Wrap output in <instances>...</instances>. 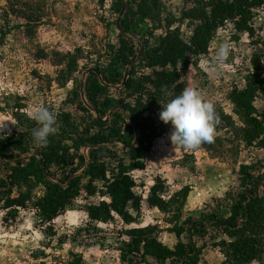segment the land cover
<instances>
[{"label":"rangeland","instance_id":"obj_1","mask_svg":"<svg viewBox=\"0 0 264 264\" xmlns=\"http://www.w3.org/2000/svg\"><path fill=\"white\" fill-rule=\"evenodd\" d=\"M117 1L0 0V137L10 136L15 139L22 132L32 134L37 122L30 110L46 107L56 119L57 131L50 135V138L60 131L61 113H71L78 130L82 132L84 145L81 154L84 156L85 167L81 166L84 168L80 169L76 176L83 174L94 155H99L108 166H113L119 157H123L127 163L130 161L121 142L130 123L127 114L120 109L115 110L114 107L109 111L97 110L99 105L104 106L108 97L107 92L99 91L100 87H120L123 81L120 76L115 82L111 68L119 66V62L112 60L111 55L118 49L130 53L131 47H134L138 53L141 48L139 39L134 34L136 27L128 28L129 21H133L135 17L133 14L125 18L122 24L120 22L119 26L120 32L124 31L131 39L128 42L124 40L122 44L117 43L119 31L115 23L120 14L113 13ZM144 6L147 7L152 20L148 23L150 28L140 26V31L144 35L147 34V39L152 43H157L159 36L169 31V25H172V30H180L185 40L192 37L196 23L184 20L183 12L194 6V0H147ZM252 25L253 37L248 32H239L233 22L226 23L216 31L209 51L199 58L196 65H191L183 71L180 80L183 88L191 85L205 100L214 103L217 122L213 142L204 143L197 150H185L182 147L174 149L170 141L171 122L166 125L159 119L162 106L174 98L173 92H169L168 100L155 112V118L159 120L158 125L164 134L159 141H154L152 151L146 159L149 170L146 168L132 175L139 188L136 192L141 194L143 199L147 191L143 190V187H151L158 177H162L166 183L163 196L172 199V205L167 211L168 215L160 214L159 218L152 215L146 223L155 221L158 234L159 231L167 233L170 230L185 229L182 238L185 244L192 242L202 246L205 243L208 247L209 252L205 255L207 260L204 259L206 263L208 259L219 263L218 249L213 250L221 241V235L214 228L216 220L229 224L239 223L242 220V196L248 195L249 191L264 196V150L246 142L244 132L248 128L247 119L231 102L230 97L234 91L246 89L247 77L254 72L253 57L264 54V7L254 9ZM111 35L115 38L111 39ZM224 40L231 44L230 55L225 62L219 63L216 61L215 51ZM111 47H114V51ZM262 64L260 72L264 79V58ZM138 68L137 78L142 85L147 86L151 71L144 65ZM93 70L101 71V83H97L94 76L86 83ZM84 84H87L86 89ZM254 106L259 113H264V95L257 96ZM120 114L124 119H120ZM98 119H102L103 123H99ZM97 132L111 135L110 142L102 146L106 149V156H102L104 152L98 150L101 149L99 146L88 144L90 136ZM27 143L32 151L40 148V145L34 142ZM69 144L71 145V142ZM108 151L111 154H107ZM27 157L24 155L22 158ZM75 161V167L79 168L78 163L82 160L77 158ZM248 168L253 178L246 184L244 179ZM5 173V168L1 167L0 174L5 177ZM61 177L63 175L55 177V180H60ZM63 178L66 180L65 176ZM45 179V176L38 174L28 186L14 189L15 196H18L20 191L29 195L30 201L25 211L36 214L37 228L41 225L47 226L40 222L34 206L46 195ZM82 183L85 184L86 180ZM88 201L83 192L67 210L70 211L69 219L73 217L70 219L72 222L68 220L66 225L69 234L59 235L58 231L54 232L56 237L48 236L45 247L56 249L59 244L71 241L80 247L98 244L112 246L113 239L117 240V237L121 238L126 233L123 225L117 224L116 221L113 226L107 228L86 224L83 213ZM23 211L24 209H21L19 212ZM7 213L6 210H0V218L7 217ZM15 222L16 219L1 220L0 232ZM56 226L61 231L64 228L62 222ZM57 227L53 229L56 230ZM84 231H92L93 238L100 234L101 242L84 244ZM160 237L169 246L176 247L178 244L177 241L172 243L166 240L164 235ZM204 237L206 239L203 242ZM126 262L159 264L154 259L148 258L144 261L134 255H127ZM167 264L172 263L169 260ZM254 264H264V260Z\"/></svg>","mask_w":264,"mask_h":264},{"label":"trees","instance_id":"obj_2","mask_svg":"<svg viewBox=\"0 0 264 264\" xmlns=\"http://www.w3.org/2000/svg\"><path fill=\"white\" fill-rule=\"evenodd\" d=\"M146 1H126V9L131 8L136 14L134 22L128 28L136 27L134 34L141 45L140 58L134 64L138 57L134 47H131L130 53L118 49L111 55L112 60L119 62V66L111 68L115 82L120 76L124 78L125 70L130 66L129 76L121 90L101 86L99 91L107 92L108 97L104 106L100 107L98 104L97 108L101 112L119 106L127 114L130 123L121 142L123 151L128 152L129 163L119 157L113 166H108L99 155H94L83 174L76 176L85 167L84 156L81 154L82 132L78 130L69 112L61 113L59 133L51 136L48 143L40 145L36 151H32L27 143H33L32 134L22 132L15 139L10 136L0 137V168H5L6 172L5 177L0 174V210L8 211L4 221L15 220L20 209H27L29 205V195L20 191L15 196L14 189L28 186L32 178L40 174L47 178L44 182L47 192L34 206L41 223L50 224L48 228L52 235L53 222L83 192L89 200L86 211L91 222L109 223L116 215L126 224L135 222L140 216L143 198L135 191L137 184L132 173L146 169V158L152 151L154 141L164 134L158 125L159 120L155 118L156 110L168 100L169 92H173L175 97L183 90L180 83L183 71L196 65L199 58L209 51L219 28L233 22L239 32H248L253 37L254 9L264 7V0H194V6L183 12L184 20L196 23L192 37L185 40L180 30H172V25H169V31L159 36L157 43H152L147 39V34L140 31L143 26L149 27L148 23L152 20L144 6ZM124 2H116L114 14L121 13ZM124 21L123 18L121 24ZM117 29L119 37H123L118 27ZM112 48L114 51V47ZM263 58L264 54L253 57L254 72L247 77L246 89L234 91L230 96L231 102L247 119L248 128L244 132L246 142L261 150H264V113L258 112L254 102L259 94L264 95V79L260 72ZM141 65L151 71L147 86L142 85L137 78L138 67ZM97 72L101 73L100 70ZM107 80L110 81L109 78ZM119 116L124 119L123 115ZM110 140L111 135L97 132L90 136L88 144L99 146L101 149L98 150L104 152L102 156H106V149L102 146ZM109 153L108 151L107 154ZM24 155L28 157L22 158ZM77 158L82 160L78 163L79 166L84 167H75ZM61 175L66 180L63 177L55 180V177ZM245 175L244 181L247 184L253 178L249 168ZM84 180L85 184L82 183ZM165 188V181L158 177L150 190L148 204L167 212L172 202L162 198ZM184 192L187 195L185 190ZM240 202L241 222L229 224L217 219L214 223L216 229L219 228L230 239L218 244L225 257L223 264H253L264 260V196L249 191L248 195L242 196ZM175 232L180 238L184 229ZM127 233L132 244L131 249L125 253V258L127 255H134L144 261L154 259L159 264H167L169 260L172 264H199L202 248L192 242L185 244L180 241L171 249L158 239L156 226L131 229ZM71 264H83V261L74 256Z\"/></svg>","mask_w":264,"mask_h":264},{"label":"crops","instance_id":"obj_3","mask_svg":"<svg viewBox=\"0 0 264 264\" xmlns=\"http://www.w3.org/2000/svg\"><path fill=\"white\" fill-rule=\"evenodd\" d=\"M130 14H133L135 16L133 21H131V20L129 21L130 24H132V22H134V20L136 18V14L131 8H128L125 10V13H124L122 19L124 18V20H125V18H128ZM117 21H118V19H117ZM115 26H116V28L118 27L120 30V27L117 25V22H116ZM121 33H122L123 37H118V39H117L118 44H122V42L124 40H125V42H128L131 39V37H128L127 34L124 33V31H122ZM113 36L114 35H111V39L115 38V36L114 37ZM114 40H116V39H114ZM128 50H129V48H128ZM125 52H127V51H125ZM136 63H137V61L135 62V64ZM127 71H128V68H126L125 74ZM92 76H94V78H96L97 83L100 82V78H101L100 75L92 71V73L90 75H88L86 83L88 80H91L90 77H92ZM124 78H125V76H124ZM124 78H123V81L121 82L122 84L120 87L115 86V85H107V87L112 88V89H119V88L122 89L124 87L123 86ZM86 88H87V84H84V89H86ZM84 89H83V92L85 91ZM159 140L160 139H157V141H159ZM153 151H155V149H153ZM147 169L149 170V166ZM135 172H137V171H134L132 173V175ZM136 184H137V181H136ZM153 185H151V187H143V190H145V191L147 190V191H146V194L144 195V199L142 201V208H141L140 216L138 217V219L135 222H133L131 224L124 223V221L117 215L115 216V219L109 223L91 222L88 218L87 211H84V213H83L84 218H85L84 222L86 224L90 223V224H94L95 226H98V227L107 228V227L113 226L114 221H116L117 224L121 223L123 225V227L126 230V233L121 238L117 237V240L113 239L112 242L114 244L112 246L98 244V245H93V246H88V247L87 246L86 247H80L75 242L71 241L70 243H66V242L64 243L63 242V244L62 243L59 244V246L56 249L45 247V241H47L46 238L48 236H55L56 237V234L52 235L49 232L48 227L50 226V224H48V223H44L47 226L41 225L42 227L39 226L37 228L35 226L36 214L25 211V209H24L23 212H19V214H18L19 217L17 216L16 222L14 223V225L10 226L9 228L5 227L2 229L3 231L0 232V264H58V263H60V264H71L74 260V256L80 257L83 261V264H127L126 258L124 255H125V253L128 252L127 250L131 249V244H132L131 238L129 237L127 232L131 229L145 228L148 226H156L155 221H151L149 223H146L147 220L149 219V217L152 215H154V217H157V218H159L158 215H160V214L162 216L168 215V212L161 211L158 208L151 207L148 204V199L150 196V190H151ZM136 189L139 190L138 186L135 188V191H136ZM163 194H162L163 199H165L166 201L171 200V202H172V199H167L165 196H163ZM67 210H68V208L66 209V211ZM66 211L64 212L65 215L59 216L52 224L53 227H57L56 225H58L60 222H62L64 224V228H62V231L59 230L58 227L56 228V230H54V232L58 231L59 235L69 234V231L66 229V225H68V220L72 219L73 217L69 219L70 211H67V212ZM71 212H74V211H71ZM1 220H3V218H0V221ZM70 222H72V221L70 220ZM158 222L161 223L160 221H158ZM54 224H56V225H54ZM214 228H216V227H214ZM217 229H218V234L221 235V241L222 240L230 241V239L227 235H225L219 228H217ZM217 229L215 231H217ZM47 232L49 235L47 234ZM186 232H187V229H186ZM160 235H164L166 240H169L172 243H174L176 241L179 243L180 240L182 241V238L184 237L185 232H183L179 238L177 236V233L174 230L173 231H171V230L167 231V233L159 231L158 239L162 243H164L166 246H168L169 248L174 249L175 247L169 246L168 243L165 242V240L161 239ZM202 239H203L202 241L204 242L206 237H204ZM120 247H122V249ZM198 247L202 248V253L200 256L199 264H216V263L212 262L211 259H208V261L206 263L205 260H207V259H205L206 258L205 255H206L207 251L209 252V250H208V247H206L205 243L202 246H198ZM213 248H214L213 250H215V251L218 249L217 252H219V263L218 264H223V262L225 261V257L221 251V248L219 247L218 244H217V246H215ZM38 250H39V253H37ZM56 258L58 260H54Z\"/></svg>","mask_w":264,"mask_h":264},{"label":"clouds","instance_id":"obj_4","mask_svg":"<svg viewBox=\"0 0 264 264\" xmlns=\"http://www.w3.org/2000/svg\"><path fill=\"white\" fill-rule=\"evenodd\" d=\"M230 50L231 44L227 40L220 42L215 51L216 61L225 62ZM30 111L37 122V127L32 130L33 142L46 145L49 136L57 131L55 116L46 107ZM159 119L166 125L171 122L170 141L174 149L197 150L202 144L214 140L217 122L214 103L205 100L191 85L162 106Z\"/></svg>","mask_w":264,"mask_h":264},{"label":"water","instance_id":"obj_5","mask_svg":"<svg viewBox=\"0 0 264 264\" xmlns=\"http://www.w3.org/2000/svg\"><path fill=\"white\" fill-rule=\"evenodd\" d=\"M125 10H126V2H124V5H123V8H122V11H121V13H120V17H119V19H118V21H117V25H118V26H120V22H121V19H122L124 13H125ZM140 54H141V49H139V51H138V57H137L136 61L139 60V58H140ZM136 61H135V62H136ZM134 64H135V63H134ZM93 72L99 74L96 70H93ZM128 76H129V69H128V71H127L126 74H125V78H124L123 86L125 85V83H126V81H127V79H128ZM119 109L121 110V107H119V106H118V107H115V110H119ZM110 114L112 115L113 113H110ZM98 122H99V123H103V120H102V119H98ZM129 122H130V120H129ZM141 264H151V263L144 262V263H141Z\"/></svg>","mask_w":264,"mask_h":264},{"label":"built area","instance_id":"obj_6","mask_svg":"<svg viewBox=\"0 0 264 264\" xmlns=\"http://www.w3.org/2000/svg\"><path fill=\"white\" fill-rule=\"evenodd\" d=\"M82 235L84 238V244H86V245H93V244H98L101 242V240L99 238L100 234L98 235L97 238H93L92 237V235H93L92 231H84L82 233Z\"/></svg>","mask_w":264,"mask_h":264}]
</instances>
